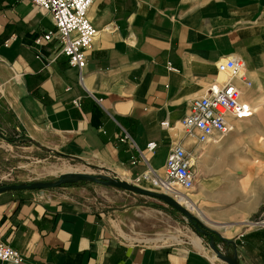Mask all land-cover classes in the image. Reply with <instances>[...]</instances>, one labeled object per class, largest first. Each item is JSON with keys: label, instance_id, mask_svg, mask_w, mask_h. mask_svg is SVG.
Masks as SVG:
<instances>
[{"label": "crops", "instance_id": "1", "mask_svg": "<svg viewBox=\"0 0 264 264\" xmlns=\"http://www.w3.org/2000/svg\"><path fill=\"white\" fill-rule=\"evenodd\" d=\"M88 18L97 35L80 79L57 41L45 38L49 14L28 0H0V143H29L133 183L161 169L178 143L194 149L198 176L211 169L208 188H229L231 174L254 170L255 141L264 140V0H94ZM229 57L244 63L250 84L233 82L253 114L228 116L231 132L196 144L179 121L190 100L222 80L217 62ZM125 132L130 138L121 141ZM148 142L156 143L153 151ZM85 190L0 192V238L23 254L20 264H219L196 234L193 245L118 235ZM212 195L221 202L231 196ZM211 219L203 220L223 229ZM247 227L219 241L239 264H264V227Z\"/></svg>", "mask_w": 264, "mask_h": 264}, {"label": "rangeland", "instance_id": "2", "mask_svg": "<svg viewBox=\"0 0 264 264\" xmlns=\"http://www.w3.org/2000/svg\"><path fill=\"white\" fill-rule=\"evenodd\" d=\"M255 142L258 145L260 144V148L254 149V151L259 150L260 153H254V170H250L251 166L249 165L247 172L240 171L238 174H231L233 178H230L231 181L228 180L226 183V185L230 184L229 188L219 189L220 187H217V184L214 187L208 188V186L212 185V175L209 173L211 169H206L201 175H197L193 188L185 192L183 191L196 202L198 207L204 206L211 213L212 217L223 222L220 223L223 229H216L207 224L194 211L186 208L205 226L210 228L209 230H205L212 232L214 243L218 244L227 254H230V250L229 248L227 250L223 242L219 241L220 238L225 237L228 239L235 232L247 229L249 221H255L260 215L264 216V140ZM64 163L70 165L72 168L79 169L80 172L91 173L100 178L118 177L76 158L44 150L29 143L11 144L6 138L5 141L0 143L1 184L53 181L60 174L49 173L45 169ZM138 183L142 188L145 187L153 191L159 190L157 186L148 184L147 182L143 183V181H140ZM64 185H78L85 188V196L88 198L89 204L93 209L108 216L113 222L112 224L117 234L130 241L153 243H176L183 241L193 245L192 238L196 234L205 243L207 242L205 246L210 252L214 253L208 245L210 242L208 235L196 231L192 222L162 200L95 182L79 181ZM219 190L231 194V196H223L224 200L227 199L226 197H229L227 201L223 200L224 202H221L219 199L220 195L216 197L212 195ZM243 220H246V222H240ZM231 224L232 228L224 229ZM240 224H244V226L239 227ZM214 254L212 256L217 263L226 264L216 258Z\"/></svg>", "mask_w": 264, "mask_h": 264}, {"label": "built area", "instance_id": "3", "mask_svg": "<svg viewBox=\"0 0 264 264\" xmlns=\"http://www.w3.org/2000/svg\"><path fill=\"white\" fill-rule=\"evenodd\" d=\"M41 11L50 15L53 28L45 32L47 40H56L59 53L66 56L68 64L76 67L82 78L81 70L86 66L85 51L91 47L97 35V30L88 18V11L94 0H28ZM39 39L36 42L39 43ZM170 69L177 70L169 64ZM217 70L223 75L222 80L210 84L207 92L193 98L189 102L188 112L179 121V126L186 136L194 138L196 144H203L224 137L232 131L233 126L228 116L236 120H244L253 114V108L241 100L240 91L233 79L244 77V63L240 58L229 57L217 62ZM247 84L250 83L247 81ZM162 126H168L162 122ZM1 134V132H0ZM130 137L125 132L121 141ZM155 142H148L146 148L153 151ZM197 155L194 149H187L181 144H175L168 152L163 167L151 169L142 175V179H153L163 193L177 201L178 188L187 191L194 187L197 179ZM112 174V173H111ZM135 179V185L140 182ZM248 225L264 227V216L260 215ZM239 234L237 238H241ZM207 244V242H206ZM24 256L0 238V261L20 264Z\"/></svg>", "mask_w": 264, "mask_h": 264}, {"label": "water", "instance_id": "4", "mask_svg": "<svg viewBox=\"0 0 264 264\" xmlns=\"http://www.w3.org/2000/svg\"><path fill=\"white\" fill-rule=\"evenodd\" d=\"M79 181H83V182L88 181V182H95V183H100V184H104L108 186H114L122 190L130 191L135 194L146 195V196H150V197L162 200L164 203L171 206V208L175 209L176 211L181 213L183 216H185L190 222H192L196 231H198L199 233L208 235V238L210 241L208 245L212 249V251L215 253L217 258H219L222 262H225L226 264H239L236 258V253H234L233 256L225 253L218 244L214 243L213 236L208 234L207 231L205 230V229L209 230L210 228L205 226V224H203L196 216L191 214L189 210H187L184 206L179 204L176 200L172 199L171 197L163 193L142 188L138 185H135L119 177L100 178L96 175H93L87 172H67V173L60 174L58 178L53 181H35V182H29V183H9V184L0 183V192L8 191V190H22V189H30V190L48 189V188L59 187L64 184H71V183L79 182Z\"/></svg>", "mask_w": 264, "mask_h": 264}, {"label": "bare ground", "instance_id": "5", "mask_svg": "<svg viewBox=\"0 0 264 264\" xmlns=\"http://www.w3.org/2000/svg\"><path fill=\"white\" fill-rule=\"evenodd\" d=\"M45 171L49 172V173H53L54 172V173H59V174H63V173H67V172H80L79 169L72 168L70 165H67L65 163L61 164V165L53 166L51 168H46ZM141 181H145L148 184H152V185L157 186L159 188V186L155 183V181L153 179H144L143 178ZM159 190H160V188H159ZM178 190L179 191H178L177 202L179 204L181 203L182 205L185 206V208L194 211L201 218L205 219L209 223H212L211 222L212 221L211 216H210V214L208 213V211L205 208H203L202 206L198 207L196 202H194L187 194L184 193L185 190H183L182 188H178ZM180 190H182V191H180ZM192 241L196 242L197 244L199 243V239L197 237H195V236L192 238Z\"/></svg>", "mask_w": 264, "mask_h": 264}, {"label": "trees", "instance_id": "6", "mask_svg": "<svg viewBox=\"0 0 264 264\" xmlns=\"http://www.w3.org/2000/svg\"><path fill=\"white\" fill-rule=\"evenodd\" d=\"M6 140H7L9 143H12V141H13V140L10 139V138H6ZM207 233L213 236L212 232H207Z\"/></svg>", "mask_w": 264, "mask_h": 264}]
</instances>
